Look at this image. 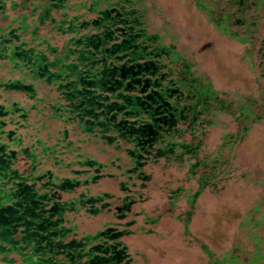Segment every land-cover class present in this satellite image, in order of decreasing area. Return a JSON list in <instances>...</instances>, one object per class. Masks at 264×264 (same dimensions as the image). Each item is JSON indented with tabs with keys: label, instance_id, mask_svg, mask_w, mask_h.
<instances>
[{
	"label": "trees",
	"instance_id": "obj_1",
	"mask_svg": "<svg viewBox=\"0 0 264 264\" xmlns=\"http://www.w3.org/2000/svg\"><path fill=\"white\" fill-rule=\"evenodd\" d=\"M220 1L231 10L211 19L216 27L229 31L222 22L225 20L227 24L242 25L246 35L255 31L264 0ZM134 3L10 0L11 10L20 6L28 14L21 13L13 28H0V58L12 60L15 67L20 63L18 68L24 75L31 74L55 89L63 102L58 100L52 106L54 116L107 144H124L131 160L125 172L139 179L141 188L148 178L143 167L159 160L189 161L190 174L201 166L213 176L214 167L220 166L223 159L207 153L199 158L207 127L216 114H234L238 110L197 77L172 45L163 44L147 29L144 11ZM195 4L201 7L197 0ZM3 12L5 1L0 0V13ZM27 15L33 19L32 34L36 31L35 19L47 21L56 34L65 37L63 44L57 47L41 37L33 47L20 38L27 32ZM42 44L44 48H39ZM257 53L260 75L264 77V39ZM0 86L23 90L29 97L34 92L30 84L21 80ZM23 111L15 104L10 109L0 106V117L13 113L24 117ZM241 114L252 120L258 118L244 109ZM237 117L234 115V119ZM4 123L0 122V137L4 133L7 139L0 142V260L17 264L15 255L21 264H129L126 247L119 240L123 230L108 227L93 235L77 236L74 226L68 224L69 214L79 208L98 210L94 204L106 194L86 196L80 192L75 198L63 199L61 194L73 191L80 181L38 170V155L21 145L14 130H2ZM247 129L246 124L241 134ZM10 146L19 149L15 151ZM84 163L95 164L91 160ZM206 172L197 178L198 190L209 185ZM124 183L121 182L122 190L127 189ZM125 197L129 199L125 206L136 201L133 196Z\"/></svg>",
	"mask_w": 264,
	"mask_h": 264
},
{
	"label": "rangeland",
	"instance_id": "obj_2",
	"mask_svg": "<svg viewBox=\"0 0 264 264\" xmlns=\"http://www.w3.org/2000/svg\"><path fill=\"white\" fill-rule=\"evenodd\" d=\"M4 1L0 28L8 30L28 11L20 6L11 10L10 0ZM133 1L144 11L147 29L163 44L172 45L197 77L238 110L216 114L207 127L199 158L207 153L223 159L214 167L213 176L201 166L190 174L189 161L159 160L143 167L148 178L141 188L140 180L125 172L131 160L124 144H107L54 116L52 106L59 100L55 89L31 74L24 75L20 63L15 67L5 57L0 58V83L21 80L34 92L29 97L23 90L0 86V106L10 109L15 104L25 114H11V122L10 117H0V122H5L2 130H14L21 145L34 150L38 170L80 181L73 191L61 194L63 199L75 198L80 192L86 196L106 194L94 204L98 210L79 208L69 214L68 224L74 226L77 236L93 235L108 227L123 230L119 240L126 247L129 264H264V77L257 53L264 39V8L258 11L255 31L246 35L240 24L223 20L230 32L214 25L212 18L231 10L220 0H197L201 7L195 0ZM32 20L27 15V32L20 35L30 46L37 47L41 37L57 47L63 44L65 37L56 34L47 21L35 19L32 34ZM241 109L256 115L257 120L242 116ZM246 124L248 129L242 135ZM0 142H7L4 133ZM21 158L22 154H17L19 161ZM85 160L94 161V166ZM202 171H207L209 185L198 190ZM121 182L127 189L122 190ZM126 195L136 201L125 206ZM0 264L6 263L0 260Z\"/></svg>",
	"mask_w": 264,
	"mask_h": 264
}]
</instances>
